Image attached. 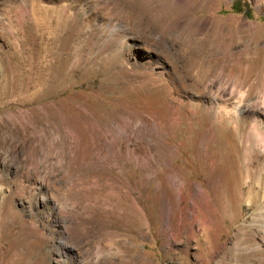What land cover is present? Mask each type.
Segmentation results:
<instances>
[{"label":"rangeland","instance_id":"1","mask_svg":"<svg viewBox=\"0 0 264 264\" xmlns=\"http://www.w3.org/2000/svg\"><path fill=\"white\" fill-rule=\"evenodd\" d=\"M68 10L0 0V264H264V0Z\"/></svg>","mask_w":264,"mask_h":264},{"label":"bare ground","instance_id":"2","mask_svg":"<svg viewBox=\"0 0 264 264\" xmlns=\"http://www.w3.org/2000/svg\"><path fill=\"white\" fill-rule=\"evenodd\" d=\"M60 3V7L59 9H57V6L55 5V0H37V10L41 9L43 10V12H54V13H57L59 15L58 19L60 20V22H63L64 19L67 17V15H69V5H70V2L71 0H56ZM31 2V1H30ZM25 4V2H23ZM29 5V3H28ZM22 7L24 8V6L22 5ZM26 7V6H25ZM30 7L33 8L34 7V4L33 2L30 3ZM29 7V8H30ZM22 8V9H23ZM30 8V9H31ZM26 9H28V7H26ZM25 9V10H26ZM24 11V10H23ZM27 11V10H26ZM29 11V10H28ZM152 46V45H150ZM149 47V46H148ZM171 63H172V71L173 73L177 72V66H176V63H175V59L173 57H171ZM159 63V62H158ZM130 64L136 68H139V69H142V68H146L149 70V74H146V75H141V78L145 79L146 81H148L152 75H154L153 73V68H155L152 64V61L151 62H148V63H145L143 61H140V60H132L130 62ZM164 65V64H163ZM167 68V67H166ZM164 70H165V67L159 69L157 71V74L163 78L164 77ZM140 73V72H139ZM181 85H183V83L181 82L180 83ZM188 98V97H187ZM173 177H175L176 179L178 178V174L177 173H174L172 174ZM171 176V177H172ZM169 177V176H168ZM170 178V177H169ZM250 178V176L247 178V186L249 187V189L252 187V184L248 182V179ZM178 181V184H181L180 186H182V198H181V202H182V208L184 207V203L185 202V198H186V188L184 186V183L177 179ZM177 183V182H176ZM198 188L196 189L197 191V194L199 195L200 198H203L205 201H209L210 202V199H209V195L206 194V191L202 188L203 186L202 185H198L197 186ZM178 188V187H177ZM251 190V189H250ZM261 190V189H260ZM187 192V191H186ZM188 196V195H187ZM195 196V195H193ZM255 198V197H254ZM188 199V198H187ZM252 199V198H251ZM258 199V198H257ZM198 200V199H197ZM192 201V199H191ZM254 201V200H252ZM195 202V200H194ZM251 202V201H250ZM203 203V202H202ZM254 203V202H253ZM252 203V204H253ZM210 204V203H209ZM186 207V206H185ZM140 208V207H139ZM191 208V207H190ZM194 208V207H193ZM208 208V207H207ZM195 209H196V213L194 215H192L193 217L186 222V228L188 229V231H195L197 227L201 228V226H203L204 222L207 220V216L206 215H203L201 214L202 212V209H200V205L199 203H196L195 202ZM209 209V208H208ZM201 210V212H200ZM141 211V210H140ZM213 212V211H212ZM142 213V212H141ZM190 213V212H189ZM209 214V213H208ZM180 215V214H179ZM181 216V215H180ZM184 216V215H182ZM211 218V217H210ZM263 218H264V215H263ZM181 220V219H180ZM210 221V219H208ZM202 234V230H201V233L200 235ZM193 234L191 233V236ZM255 249H260V246L259 245H256L254 246Z\"/></svg>","mask_w":264,"mask_h":264},{"label":"trees","instance_id":"3","mask_svg":"<svg viewBox=\"0 0 264 264\" xmlns=\"http://www.w3.org/2000/svg\"><path fill=\"white\" fill-rule=\"evenodd\" d=\"M233 9H234L235 11H239V9H238V8H235V7H234Z\"/></svg>","mask_w":264,"mask_h":264}]
</instances>
